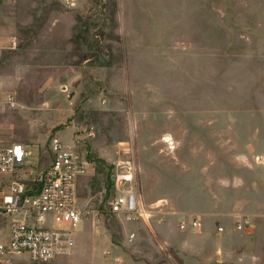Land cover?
Listing matches in <instances>:
<instances>
[{
	"label": "rangeland",
	"instance_id": "obj_1",
	"mask_svg": "<svg viewBox=\"0 0 264 264\" xmlns=\"http://www.w3.org/2000/svg\"><path fill=\"white\" fill-rule=\"evenodd\" d=\"M13 34L22 44L0 60V145L23 143L29 156L0 176V196L12 180L39 187L61 131L91 161L78 187L91 220L71 255L41 264H264V0H80L77 11L12 0L0 36ZM61 53L71 68L89 59L83 94L60 87ZM98 67L103 80L89 72ZM128 158L151 224L111 213ZM194 216L201 228L182 232ZM242 219L252 226L239 230ZM8 222L0 214V241Z\"/></svg>",
	"mask_w": 264,
	"mask_h": 264
},
{
	"label": "built area",
	"instance_id": "obj_2",
	"mask_svg": "<svg viewBox=\"0 0 264 264\" xmlns=\"http://www.w3.org/2000/svg\"><path fill=\"white\" fill-rule=\"evenodd\" d=\"M12 0H0V5ZM69 11L80 9V0H59ZM21 38L0 36V60L9 52L20 49ZM2 103L0 102V109ZM4 107L15 110L18 101L15 94L6 97ZM96 136L94 130L87 132V138ZM81 139L65 143L58 135L49 143L51 164L36 177L38 188L12 180L5 193L0 196V214L8 216L7 240L0 241V264H23L24 258L31 263L41 264L61 256L71 255L76 246L75 234L91 212L80 206L78 196L79 179L86 176L91 168L87 149ZM29 156L27 146L21 143L0 145V176H12L26 167ZM256 160L264 165V156ZM138 167L133 159H123L115 168V189L117 191L110 210L111 213L129 221L141 220L151 224L155 211L144 202L137 186ZM163 216V215H162ZM160 216V222L165 218ZM182 232L201 228L202 221L194 216L188 221H180ZM252 226L249 219L238 221L239 230ZM219 234L225 232L220 226ZM134 236L130 237L133 240Z\"/></svg>",
	"mask_w": 264,
	"mask_h": 264
},
{
	"label": "crops",
	"instance_id": "obj_3",
	"mask_svg": "<svg viewBox=\"0 0 264 264\" xmlns=\"http://www.w3.org/2000/svg\"><path fill=\"white\" fill-rule=\"evenodd\" d=\"M73 33V32H72ZM74 33L76 34L77 32H76V29H74ZM53 52L54 51V49L52 48V46H50V47H47V46H45V47H43V48H41V52H39V54L41 55V56H43L44 57V55H47V53L48 52ZM64 54V53H63ZM62 53L60 54V57H61V61H63L61 64L63 65V66H60V67H64L63 68V72H61V74H60V78L58 79V81H59V83L61 84L60 85V87L61 88H66L67 90H66V93L67 92H69V89L70 88H72V87H74V85L75 84H79V86H77L78 87V91H80L81 92V94H83V92H82V90H83V83L85 82L84 80H85V76L88 74L87 72V62L89 61V59H87V60H84V56L82 55V53H80L79 54V59H80V61H81V63L79 64V66H75V68H71V66L70 65H68V62H67V60H66V56H64ZM47 62V61H46ZM79 67V68H78ZM96 68V67H95ZM92 69V70H90L89 72H90V74H92V72L93 71H96V72H98V74L97 75H99V79L100 80H103L102 79V75H105L106 73H102V68L101 67H98L97 69ZM53 81H55V80H53ZM100 82V81H99ZM0 84H2L1 82H0ZM73 92V91H72ZM72 92H71V94H72ZM77 96H78V92L76 93V95L74 96V99L75 98H77ZM71 133H69V132H67V131H61L60 132V137H61V139L65 142V143H72L73 142V139H72V137H71ZM21 144H23V143H21ZM87 176V175H86ZM85 177V176H84ZM83 178V177H82ZM82 178H80L79 179V183H78V187L80 186V183H81V179ZM79 201H80V198H79ZM81 206V205H80ZM82 207V206H81ZM85 208V207H84ZM91 219H90V217L89 218H87V219H85L84 221H90ZM8 229V228H7ZM5 237H7V234L5 235ZM2 241V240H1ZM4 241V240H3Z\"/></svg>",
	"mask_w": 264,
	"mask_h": 264
}]
</instances>
